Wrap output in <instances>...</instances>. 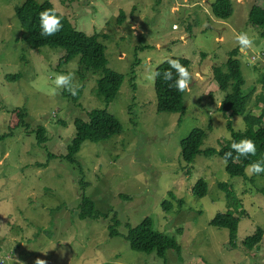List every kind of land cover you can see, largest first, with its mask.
<instances>
[{
	"label": "rangeland",
	"instance_id": "1",
	"mask_svg": "<svg viewBox=\"0 0 264 264\" xmlns=\"http://www.w3.org/2000/svg\"><path fill=\"white\" fill-rule=\"evenodd\" d=\"M22 1L0 0V133L15 129L0 140V259L11 256L4 264H35L37 259L46 264H264V233L252 250L242 245L258 226L264 231V197L257 190L264 181L230 176L221 157L204 154L229 141V120L235 131L245 127L240 115L230 117L218 109L224 92L212 77V66L239 46L235 37L242 32L253 40L250 49L242 52L239 47L238 55L248 109L258 115L264 108L257 98L263 92L259 77L264 37L247 22L251 6L264 7V0H230L233 13L226 20L212 16L213 0H49L77 30L106 35L99 41L105 46L107 67L124 76L108 104L93 92L100 72L79 79V55L60 65L64 49L24 46L14 12ZM121 11L124 17L118 22ZM141 37L145 48L136 50ZM170 57L190 60L193 78L183 112L156 110L152 76ZM59 73H74L75 87L84 82L78 105L55 86ZM15 74L19 78H6ZM23 106L28 129L14 127ZM93 108L114 115L121 132L84 142L77 154L81 172L57 156L74 136V118L87 119ZM38 124L46 129L47 141L41 145L35 141ZM195 127L205 129L206 136L201 152L186 164L180 142ZM49 153L56 157L47 160ZM200 178L207 193L198 198L192 186ZM81 180L87 182L84 190ZM220 183L232 187L242 203L235 211L239 222L232 246L228 229L210 225L216 213L227 209ZM82 193L109 216L79 219ZM163 201L173 203L169 211L162 209ZM110 211L119 221L113 236ZM145 217L153 219L157 230L177 238L179 253L169 249L162 259L129 248L124 234Z\"/></svg>",
	"mask_w": 264,
	"mask_h": 264
},
{
	"label": "trees",
	"instance_id": "2",
	"mask_svg": "<svg viewBox=\"0 0 264 264\" xmlns=\"http://www.w3.org/2000/svg\"><path fill=\"white\" fill-rule=\"evenodd\" d=\"M45 9H55L51 1L45 0L38 2L37 0H23L21 4L16 5L14 8L15 16L19 22V25L23 28L20 36L25 43V47L29 49H38L42 46H47L51 49L62 48L64 49V55L60 58V65L67 63L73 57L79 55L77 62V74L80 80H84L88 73L95 74L100 72L101 75L96 81L94 94L97 97L102 98L106 104L111 102L117 95V92L123 82V74L111 70L107 67V59L105 57V46L99 41V37H105V34H92L88 35L82 31L77 30L70 22L67 15L57 13L62 16L61 23L63 28L54 36L42 37L40 35V20L39 13ZM210 11L213 17L219 20L228 19L232 13V5L230 0H213L210 3ZM124 17V13L121 11L118 17V22H121ZM248 24L250 26L259 28L260 35L264 37V7L260 5H252L248 13ZM143 37L140 38V45L136 46V50L145 48V45H141ZM239 47L237 46L228 51L227 59L212 66V77L217 82L220 90L224 92V96L219 103L218 109L228 116L240 115L244 122V129L235 131L233 130L231 121L227 122V129L230 131L231 136L229 141L221 146L219 149L208 148L204 150L205 155L217 154L224 160L225 153L231 151V143L233 141L239 142L241 139L249 138L256 144V154L244 158L239 157L235 162L233 159H229L225 164V170L230 176H239L248 181H255V177L259 176L264 181V173L259 175H251L248 177L246 173V167L249 164L264 160V108H262L260 114L254 115L251 110L248 109V93L243 91L245 79L241 71V61L238 58ZM171 59H178L182 65L190 69V60L185 57H170ZM167 60L162 61L155 67V72H160L161 76L155 77L154 90L156 96V110L157 112L177 113L185 110V92H178L175 88L170 87L171 81L165 82L162 79V74L169 68ZM60 67V66H59ZM173 71V79L178 78L175 70ZM8 79L19 78L18 74L7 75ZM259 81L262 85L263 92L257 97L264 102V70L260 71ZM84 86L78 87V93L76 96L70 95L66 90H62L63 96L67 97V100H72L75 104L81 96V90ZM80 105V103H79ZM17 123L14 127L29 128L27 122L28 110L23 106L19 107L17 111ZM75 133L72 139L67 143L65 147V153H61L59 157L64 160L70 166L78 165L79 170L82 172L80 161L77 159V154L81 149V145L86 142H99L117 135L121 132V124L119 120L106 109L93 108L87 113V119L81 117H75L73 120ZM211 127L209 126V129ZM14 128H10L9 132L0 133V140L10 137L14 133ZM35 141L41 145L47 141L46 129L44 125L38 124L34 130ZM206 136V130L200 127L193 128L184 137L181 142V157L184 163L191 164L195 156L200 153V145L203 138ZM236 153L233 152V157H236ZM56 157L55 154L49 153L48 159L51 160ZM225 162V161H224ZM255 176V177H254ZM254 177V178H253ZM87 182L81 180V187L84 190ZM220 188L224 190L226 197L227 209L224 212H218L210 220V225L216 228H226L229 232V245H234L236 238V232L238 228L239 219L235 215V211L242 208L240 197L236 194L235 190L228 187L225 183H220ZM258 192L264 197V184L257 187ZM84 193V192H83ZM82 193V197L78 204V218L83 220H97L100 218H107L109 211L103 212L97 209L95 202L89 196ZM207 193V183L204 179H198L192 186V194L195 197L201 198ZM171 197H173L172 193ZM123 196V195H121ZM125 196V195H124ZM173 199H175L173 197ZM179 204L182 200H178ZM164 211H169L173 206L171 201H163L161 203ZM112 212V211H110ZM241 212V211H240ZM112 224L108 225L109 235H116V226L119 221L116 217V212H112L110 216ZM263 229L257 227L255 231L244 238L242 245L249 250L256 247L263 237ZM129 248L135 251L144 253H154L157 258H164L167 250L173 249L178 253L180 252V245L174 235L165 234L159 231L154 226V221L150 217L143 218L138 224L133 227H129L126 234H124ZM160 264H166L165 260Z\"/></svg>",
	"mask_w": 264,
	"mask_h": 264
},
{
	"label": "clouds",
	"instance_id": "3",
	"mask_svg": "<svg viewBox=\"0 0 264 264\" xmlns=\"http://www.w3.org/2000/svg\"><path fill=\"white\" fill-rule=\"evenodd\" d=\"M39 20L41 29L40 35L42 37L54 36L63 28L61 23L62 16L57 15L55 9H45L41 11L39 13ZM235 39L242 52L253 46V40L246 32L237 34ZM167 63L169 68L163 72L162 79L166 83L171 81L172 83L169 86L175 88L178 92H185L189 90L192 75L188 68L182 65L178 59L169 58ZM172 70H175L176 76L178 77L175 80L173 79ZM157 76H161V73L158 71L153 74L152 79L155 80V77ZM73 79L74 73H59L55 76L54 84L57 88L64 89L68 91L70 95L76 96L78 93V87L73 86ZM256 151L257 148L255 142L249 138L241 139L239 142L233 141L231 143V151L225 153L224 155L225 164H227L229 159H233L235 162L241 156L244 158L254 156ZM233 152L237 154L236 157H233ZM245 171L248 175H259L264 173V160L249 164ZM10 258L11 256L7 255L4 259L8 262V259ZM35 264H46V262L44 260L37 259Z\"/></svg>",
	"mask_w": 264,
	"mask_h": 264
},
{
	"label": "bare ground",
	"instance_id": "4",
	"mask_svg": "<svg viewBox=\"0 0 264 264\" xmlns=\"http://www.w3.org/2000/svg\"><path fill=\"white\" fill-rule=\"evenodd\" d=\"M4 262H5V259L3 258V259H0V264H4Z\"/></svg>",
	"mask_w": 264,
	"mask_h": 264
}]
</instances>
